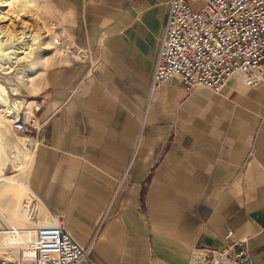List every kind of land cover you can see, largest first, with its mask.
Wrapping results in <instances>:
<instances>
[{"label": "crops", "instance_id": "crops-1", "mask_svg": "<svg viewBox=\"0 0 264 264\" xmlns=\"http://www.w3.org/2000/svg\"><path fill=\"white\" fill-rule=\"evenodd\" d=\"M167 1L48 0L55 36L86 59L59 50L30 106L24 186L91 241L83 264H187L240 238L264 264V84L150 92Z\"/></svg>", "mask_w": 264, "mask_h": 264}, {"label": "built area", "instance_id": "built-area-1", "mask_svg": "<svg viewBox=\"0 0 264 264\" xmlns=\"http://www.w3.org/2000/svg\"><path fill=\"white\" fill-rule=\"evenodd\" d=\"M54 23L49 29L54 32ZM56 47L72 51L82 61L86 54L52 37ZM176 80L186 90L196 87L219 92L237 79L246 87L264 84V0H168L159 38L149 91ZM37 111L38 104L32 106ZM13 132L37 131L31 114L15 117ZM36 137L24 146L34 150ZM27 190V189H26ZM20 209L25 226L0 225V264H83L88 260L91 241L76 243L58 216L44 215L40 202L27 191ZM29 221V222H28ZM25 237V239H24ZM187 264H252L244 238L221 247L194 246Z\"/></svg>", "mask_w": 264, "mask_h": 264}, {"label": "rangeland", "instance_id": "rangeland-1", "mask_svg": "<svg viewBox=\"0 0 264 264\" xmlns=\"http://www.w3.org/2000/svg\"><path fill=\"white\" fill-rule=\"evenodd\" d=\"M9 10L13 15L19 17L22 26L34 28L35 40L38 39L49 46L47 50L37 52L35 54L36 59L32 60L31 63H21V65L23 64L21 67L30 71L29 79L18 78L21 73H18L15 68L8 73L0 70V84L6 89L8 103L11 104L15 101L20 103L17 112L8 114V107L0 102V148L3 152V157H0V200L5 199L8 201L6 216L3 217V221L25 226L27 221L21 214L20 202L22 197L27 194L24 180H26L28 164L34 152L24 146V141L28 138L25 136L27 133H16L11 130V120L17 116L20 117L21 113H23L24 118L32 114L30 113V106L35 105L33 101L43 92L46 74L62 64V59L60 63L56 62L61 49L56 47L51 39V36L54 37L55 33L49 29L52 21L50 20L51 9L48 0H11ZM1 39L5 38L1 37L0 42ZM0 58L4 60L5 56L0 54ZM31 109L33 111V108ZM10 147L21 160L18 169H15L10 162L4 164V155L8 154Z\"/></svg>", "mask_w": 264, "mask_h": 264}, {"label": "bare ground", "instance_id": "bare-ground-1", "mask_svg": "<svg viewBox=\"0 0 264 264\" xmlns=\"http://www.w3.org/2000/svg\"><path fill=\"white\" fill-rule=\"evenodd\" d=\"M11 6V0H0V54L5 56V59L0 58V70L2 72L8 73L14 68L18 70V78L20 79H29L30 71L21 67L22 62L31 63L32 60L36 59V53L47 50L49 47L44 42H40L38 39L35 40L34 28H26L21 25L19 17L13 15L12 12H9ZM52 34L51 32H49ZM55 35V34H54ZM51 36V35H50ZM52 39V36H51ZM33 65V64H32ZM8 97L6 94V89L3 85L0 84V102L4 106L8 107L7 113L12 114L18 111L19 101H15L11 104L8 103ZM12 121V120H11ZM11 147L7 155H4V164L10 162L12 163L15 169L20 168V158L17 156L15 151L11 152ZM11 152V153H10ZM10 153V154H9ZM0 157H3L2 149L0 148ZM1 160V159H0ZM8 201L0 200V225H5L9 228L21 227L16 223H5L3 217L6 216ZM25 239V237H24Z\"/></svg>", "mask_w": 264, "mask_h": 264}]
</instances>
